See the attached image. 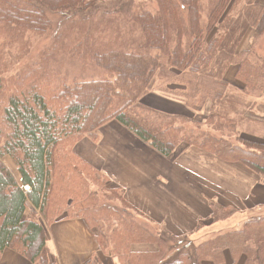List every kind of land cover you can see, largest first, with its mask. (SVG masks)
Returning <instances> with one entry per match:
<instances>
[{
	"label": "trees",
	"instance_id": "trees-1",
	"mask_svg": "<svg viewBox=\"0 0 264 264\" xmlns=\"http://www.w3.org/2000/svg\"><path fill=\"white\" fill-rule=\"evenodd\" d=\"M96 1L0 0V255L9 248L32 264H55L46 227L81 217L115 264H264V215L188 247L189 235L148 218L74 150L116 120L164 156L183 143L243 163L264 179V143L235 133L240 119L227 114L252 110L264 98V0H153V7L133 10L123 3L114 11L120 13L100 19L90 15ZM51 13L61 14L62 29L51 47L7 74L10 52L16 60L29 53L28 32L54 34ZM125 24L138 35L122 34ZM250 30L247 49L239 50ZM67 56L65 71L79 64L69 79L53 67ZM232 64L242 88L224 79ZM154 90L212 113L199 121L155 110L141 102ZM228 214L213 205L211 219ZM136 244L155 248L132 251Z\"/></svg>",
	"mask_w": 264,
	"mask_h": 264
},
{
	"label": "crops",
	"instance_id": "crops-1",
	"mask_svg": "<svg viewBox=\"0 0 264 264\" xmlns=\"http://www.w3.org/2000/svg\"><path fill=\"white\" fill-rule=\"evenodd\" d=\"M247 47L245 35L239 50ZM237 69V65H230L224 79L242 88L243 84L236 79ZM141 102L168 114H196L185 102L155 90L143 96ZM242 109L248 120L259 117L254 110ZM235 113L240 112H231ZM97 133V141L87 135L79 140L75 152L107 177L108 187L123 188L130 204L174 235L191 234L203 220L209 221L213 205L230 213L221 222L211 219L207 223L215 232L236 229L243 219L264 215V181L245 164L221 161L206 150L186 144L164 156L116 120L105 123ZM242 137L264 141V135L254 137L243 132ZM28 208L32 209V205ZM46 229L55 264H86L92 258L102 264H115L99 249L96 229L89 227L83 218L63 217ZM136 245L131 247L132 251L153 252L155 248ZM0 264L32 263L7 248L0 255Z\"/></svg>",
	"mask_w": 264,
	"mask_h": 264
},
{
	"label": "rangeland",
	"instance_id": "rangeland-1",
	"mask_svg": "<svg viewBox=\"0 0 264 264\" xmlns=\"http://www.w3.org/2000/svg\"><path fill=\"white\" fill-rule=\"evenodd\" d=\"M123 3L126 4L123 7H127L130 10H133L136 8L135 4L142 3L143 7H146V8L153 7V5H154L153 0H97L94 4V10L95 11H90V15L95 16L98 19L101 18L99 16V14H101V15L107 14L108 16L113 17L114 14H118L121 12V11L120 12L117 11L118 13H114V11L117 10V8H123L122 7ZM123 10H125V9H123ZM60 18H61V14L51 13L50 19H51L52 23L56 26L53 29L54 34L51 32H46L45 34H42V35L33 34V33H29V32L27 33V39L29 41L28 47H29L30 51L25 56V58H23L22 60H16L14 53L10 52V56L12 59V66H11V70L7 74H9V75L18 74L20 72V70L25 65H27L28 62L38 59L39 53L42 50L48 49L49 47H51V45L53 44L54 35L57 34L58 30H62L60 27L57 26V25H59ZM104 23H105V21H104ZM119 30H120V28H119ZM121 33L124 35H126V33H131L132 35H138V31L131 29L130 25H128V24L121 26ZM246 35H247V44L249 45L250 38L252 36V31L251 30L248 31V33ZM67 57L65 58L66 59L65 61H62L58 65H53V67L55 69H59L61 72H64V75H66L67 78L69 79V77L73 76V74L77 71V69L79 68V64L71 62L69 65V69L65 71L61 66L62 65L65 66V62L68 60H71L70 57H68V58ZM255 101H258V103H259L257 105H256V103L252 104V106H254V107H252L253 108L252 110H254L255 113H257L256 116H259L255 120H248L247 116H245L244 112L243 113H237V114L236 113L231 114V111L227 112V114H229V116H231V117L237 116V118L241 119L242 124L240 126L239 125L236 126V130H235V133L237 132L238 135H240V136H242L243 132H244V134L251 135L254 137H261L264 135V98L255 99ZM258 109H260L259 112L257 111ZM183 113H185V114H182L184 116L192 117V118L200 121V120L207 118L209 113L211 114L212 111L209 110V108L207 106V107H205L199 111H196V114L190 113V112H183ZM221 122L224 124V121H221ZM205 124H207V123H205ZM208 126H210V125H208ZM223 133L227 134L228 132L226 130H223ZM250 140L251 141L253 140V141L258 142V143H264L262 138H251L250 137ZM180 144H183V143H180ZM3 161L6 165L9 166V168L11 169V171L13 172L15 177L18 178L17 167H16L15 163L13 162V160L10 157L6 156L3 158ZM259 177L261 180L264 181V179L261 176H259ZM26 213L29 214V208H27ZM229 216H230V213L228 215H226V217L224 219L228 218ZM257 216H259V215H255V217H257ZM249 217H251V216H249ZM249 217H248V219H249ZM224 219L217 220L216 222H221ZM210 220L209 221L203 220L202 223H199V227L195 228V231L193 233L188 234L189 235L188 239H187L188 247H195L196 245H198L199 243H201L202 241L207 239V237L217 233V232L211 230L207 226V223H209ZM243 220H245V219H243ZM243 220H242L243 223L238 228L243 226V224L245 222ZM227 230H229V229H227ZM227 230H225V231H227ZM171 243H173V242L168 241L167 245H171ZM148 246L154 247L153 245H150V244H137L136 245V247H148ZM174 247H175V245H174Z\"/></svg>",
	"mask_w": 264,
	"mask_h": 264
},
{
	"label": "bare ground",
	"instance_id": "bare-ground-1",
	"mask_svg": "<svg viewBox=\"0 0 264 264\" xmlns=\"http://www.w3.org/2000/svg\"><path fill=\"white\" fill-rule=\"evenodd\" d=\"M26 189H27V187H26ZM29 206V205H28ZM28 208V207H27Z\"/></svg>",
	"mask_w": 264,
	"mask_h": 264
}]
</instances>
